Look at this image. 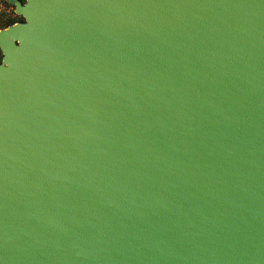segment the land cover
I'll return each mask as SVG.
<instances>
[{
  "label": "water",
  "instance_id": "95a60500",
  "mask_svg": "<svg viewBox=\"0 0 264 264\" xmlns=\"http://www.w3.org/2000/svg\"><path fill=\"white\" fill-rule=\"evenodd\" d=\"M0 264H264V0H10Z\"/></svg>",
  "mask_w": 264,
  "mask_h": 264
},
{
  "label": "rangeland",
  "instance_id": "374dc122",
  "mask_svg": "<svg viewBox=\"0 0 264 264\" xmlns=\"http://www.w3.org/2000/svg\"><path fill=\"white\" fill-rule=\"evenodd\" d=\"M22 4L26 3V0H17ZM25 22L21 15L15 12V5L10 0H0V31L6 30L13 25ZM3 54L0 50V63L2 62Z\"/></svg>",
  "mask_w": 264,
  "mask_h": 264
}]
</instances>
